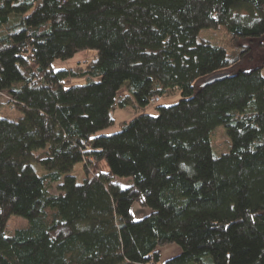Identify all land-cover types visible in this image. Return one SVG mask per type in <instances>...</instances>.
I'll use <instances>...</instances> for the list:
<instances>
[{
  "label": "trees",
  "instance_id": "obj_1",
  "mask_svg": "<svg viewBox=\"0 0 264 264\" xmlns=\"http://www.w3.org/2000/svg\"><path fill=\"white\" fill-rule=\"evenodd\" d=\"M220 26L264 46V0H0V264H264V67L199 36Z\"/></svg>",
  "mask_w": 264,
  "mask_h": 264
},
{
  "label": "rangeland",
  "instance_id": "obj_2",
  "mask_svg": "<svg viewBox=\"0 0 264 264\" xmlns=\"http://www.w3.org/2000/svg\"><path fill=\"white\" fill-rule=\"evenodd\" d=\"M229 32L225 26H220V28H204L201 30L199 36L201 38L211 39L217 44L223 45L230 54L234 53L235 56L239 57V62L237 64L236 68H254V67H264V46L259 43L257 38L251 39H243L239 46H235L231 43V38L229 36ZM95 55L93 51H81L78 54L75 55V57L67 60V61H58L54 67L57 69H64V70H74L76 72H80L83 69H86L89 67L91 62L94 60ZM74 82L81 83L84 82V79H75ZM119 96L126 97L128 99V96H131V93L129 91L128 86H126V83L121 87V89L118 92ZM180 94H172L168 95V97H164L161 104L169 105L172 103H175L179 100ZM8 100L7 97L2 96L0 97V102ZM127 108L125 109H116L114 112V119H115V125L108 129L110 131L116 130V128L122 124L123 122H126V120L131 119V117L135 113V108L132 107L131 103H128ZM150 109H154V106L151 105ZM152 111V110H151ZM1 113L3 116H9L12 119L17 120L19 117L22 116V113L20 111H12L7 110L6 108H2ZM212 136V144L214 147V152L216 154H222L226 151H229L232 148V141L231 137L228 134L227 127L225 125H220L216 127L213 132L211 133ZM82 168L81 164H78L76 167V171H78V181H82V171L79 170ZM118 183L122 184L124 187H127L128 181L126 179H123L121 177H118ZM58 187L54 184L52 188V192H58ZM133 216L135 219H141L144 215H147L152 212V209L150 207L140 206L137 204H134L132 208ZM29 221L26 217L20 216V215H11V217L8 220V224L5 229V233L7 235L12 236V234L15 233L17 229H22L23 227H28ZM162 260H165L169 257L175 256L176 254L180 253L181 247H179L178 244L174 245H168L164 247L162 250Z\"/></svg>",
  "mask_w": 264,
  "mask_h": 264
},
{
  "label": "built area",
  "instance_id": "obj_3",
  "mask_svg": "<svg viewBox=\"0 0 264 264\" xmlns=\"http://www.w3.org/2000/svg\"><path fill=\"white\" fill-rule=\"evenodd\" d=\"M2 96H6L7 97V99L9 100V95L7 94V93H2V94H0V97H2ZM8 100H5V101H2L1 100V102H6V101H8ZM161 100V98H160V96H155V97H153L152 98V100H151V105H156V104H158V102Z\"/></svg>",
  "mask_w": 264,
  "mask_h": 264
},
{
  "label": "water",
  "instance_id": "obj_4",
  "mask_svg": "<svg viewBox=\"0 0 264 264\" xmlns=\"http://www.w3.org/2000/svg\"><path fill=\"white\" fill-rule=\"evenodd\" d=\"M223 74H217V75H212L210 78H208L205 82L207 84H210L211 82L218 80L219 78L222 77Z\"/></svg>",
  "mask_w": 264,
  "mask_h": 264
},
{
  "label": "crops",
  "instance_id": "obj_5",
  "mask_svg": "<svg viewBox=\"0 0 264 264\" xmlns=\"http://www.w3.org/2000/svg\"><path fill=\"white\" fill-rule=\"evenodd\" d=\"M111 128H112V127H111ZM108 129H110V128H108ZM108 129H105V131H106V132H107V131H110V130H108ZM105 131H104V132H105ZM112 131H113V130H112Z\"/></svg>",
  "mask_w": 264,
  "mask_h": 264
}]
</instances>
